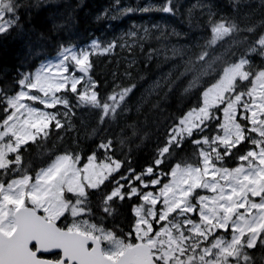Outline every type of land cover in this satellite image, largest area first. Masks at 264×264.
<instances>
[{
	"label": "trees",
	"instance_id": "16d2710c",
	"mask_svg": "<svg viewBox=\"0 0 264 264\" xmlns=\"http://www.w3.org/2000/svg\"><path fill=\"white\" fill-rule=\"evenodd\" d=\"M119 1L121 8L115 16L106 15L105 10L115 5L116 0H23L26 7L37 2L40 7H31V21L28 11L20 10L23 32L14 29L0 36V89L7 91L20 72L33 71L40 63L55 57L60 46L78 47L93 38L113 40L124 34L116 43L128 40L131 44L134 40L131 50L128 46H117L111 56L95 58L92 75L99 81L102 104L111 93L128 88L131 91L112 115H103L99 107L87 105L71 116L68 126L50 125L46 135L24 146L19 164L0 170V184L24 177L33 179L60 155H69L79 166L90 156L98 164L119 162V170L109 176V187H115L113 180L140 175L149 165L166 181L174 166L200 164L199 149L205 144L194 146L192 138L203 136L213 147L211 141L221 135L217 127L219 112L215 109L192 138L183 137L180 146L172 144L171 150L161 156L162 166L154 165L160 150L168 144L171 131L200 98V93L219 80L225 67L241 58H247L253 70L264 68L259 45L264 38V0H172V14L163 11L167 0ZM10 7L14 16L16 2ZM247 14L250 16L245 17ZM132 23L141 27L139 33ZM214 28H227L226 38L213 43ZM130 31L136 36L129 37ZM29 48L31 57L27 56ZM157 78L159 83L148 89ZM225 151L224 147L209 150L212 163L219 169L235 167L244 149L222 156ZM218 155L220 160L216 159ZM130 169H135V173ZM104 191H89L85 195L90 220L97 225L127 220L123 206L119 212L105 211L109 204L120 203L105 204ZM64 195L70 205L81 200L74 194ZM252 257L253 264H264V249L257 247Z\"/></svg>",
	"mask_w": 264,
	"mask_h": 264
},
{
	"label": "snow or ice",
	"instance_id": "6c2138e0",
	"mask_svg": "<svg viewBox=\"0 0 264 264\" xmlns=\"http://www.w3.org/2000/svg\"><path fill=\"white\" fill-rule=\"evenodd\" d=\"M118 2L119 0H116V3ZM31 7L39 8L40 4L37 2ZM31 7H26L23 0H16L15 14L7 27L0 28V36L7 35L14 29L18 33L23 32L24 25L19 13L21 9L28 11V18L31 21ZM9 10L12 11L11 8ZM144 10L147 11L148 9L145 8ZM163 11L166 14H172V0H167ZM191 11V8L188 9L189 14ZM115 18L113 17V19ZM227 31V28L212 29L213 43L216 39L222 38ZM42 36L43 33H41ZM128 36L135 37L136 33L130 31ZM123 37L124 34L119 38L114 37L113 42H109L106 48H99L93 41L91 45L81 49L79 54L74 51L75 45L70 44L67 48L60 46L57 53L58 58L64 56L65 52L71 53L70 58L60 60V64H65V67H60L59 64L52 66L50 61L42 62L33 71L20 72L19 78L14 79L13 83L7 86V91L0 89V96L3 97L0 98V141H6V146L0 144V149H3L0 150V169H5L13 163L19 164L24 146L30 141H34L37 133L46 135L49 125H54L57 128L62 127V122L56 119L55 113L42 111L26 102L38 103L49 109H56L57 105L67 107L66 100L60 97L64 93H71L76 96L80 104L95 105L99 100V81L92 75V56L95 54L92 49L93 47L99 48L100 55L113 51L117 46L121 48L128 46L131 50L135 44L134 40L131 44L128 40H124L123 43L115 42L117 39H123ZM38 54L36 53V55ZM32 55L31 48H29L27 56L31 57ZM249 65L250 62L245 59L242 64L238 63L233 69L228 70L239 74L238 81L229 89L236 95L233 104H240L239 119L233 118L222 125H217V127H223L226 135H236L237 138L232 141L217 137L216 140L219 141L221 147L228 146L227 151L221 154L222 156H230L233 150L243 148L244 152L237 157L238 162H246L251 157L264 164V147H262L264 145V131L260 130L264 128V119H261L264 108L253 109L251 103L243 102L250 93L240 87L241 84L250 82L257 73L264 74V68L253 70ZM85 80L90 83L85 84ZM130 91L131 88L121 91L117 105L126 99ZM205 95V92H201L200 98L181 118V122H184V118L194 111L203 115V119L199 123L191 125L186 130L189 138L193 137V128H199L200 123L209 119L210 114L204 107ZM44 97H47V101ZM108 98L112 99L113 97L109 96ZM217 110L219 111L218 108ZM244 110H248V116L244 115ZM253 125L257 127H252ZM241 129L247 131H241ZM249 133L255 135H249ZM183 142L184 138L182 137L180 144ZM191 142L194 146H198L207 141L205 137L197 136L192 138ZM109 145H111V141H109ZM248 145H252V147H248ZM177 146L180 145L177 144ZM171 147V144L166 145L163 153L169 152ZM8 157H12V159ZM199 157L205 166L204 176L199 175L200 167H174L170 173L173 179L165 183L158 192L149 189V184H151L152 189H155L156 185L160 183L154 179L155 172L151 165L142 170L140 175L133 177L139 181L138 185H132L129 181L130 187H125L123 184L119 187H109L108 185L109 176L121 166L119 162H114L116 168H110L103 163L98 165V167L106 170V174L96 184L91 185L88 190H81L80 195H86L89 191L104 189L105 204L113 200L127 201L134 222V227L129 236L135 235L140 243L131 245L118 242L119 251L112 255H103L97 249H93L92 252L86 254L84 264H105L106 261H111L113 264H191L193 261L195 264H253L252 252L257 247L264 249V236L261 235L264 232V184L253 181L252 187H248V176L237 179L242 171V166H238L232 171L224 170L223 178L233 179L235 183L240 185L239 188H233L227 196L222 195L223 189L221 188V192L217 193L216 196H201L197 198V204L189 205L188 198L194 195V190L198 187H207L201 181L215 175V173L207 172L208 167L215 166L211 158L204 159L202 152H199ZM220 158V155L216 157L217 160ZM63 163L74 164V161L70 160L68 156L57 157L47 169L39 174L37 178L39 187H35L30 192H24L22 189L18 197L4 195L2 198L4 205L11 204L19 212L24 207L25 197L34 204H42V197L48 195L49 192L44 188V183L41 182H46V179L55 176L56 171ZM154 163L160 167L163 165V159H156ZM249 166H252L250 162ZM130 171L135 173L136 170L130 169ZM258 177L264 179V176H259V174ZM121 179H126V177H121ZM190 180L191 183H189ZM27 183L28 178L25 177L10 187L27 185ZM116 183L115 180L112 181V184ZM186 185L189 186L185 188ZM3 187L0 184V190ZM216 187L219 185L213 186L209 190L214 191ZM41 189L44 191L41 197L37 198L36 194L41 192ZM241 196H243L242 202L235 203L233 197L240 198ZM220 200H226L229 203L227 205L222 204L219 202ZM140 201L151 205L148 219L140 217V211L137 207V203ZM237 209H243V211L238 212ZM221 212L223 215H220ZM173 214L187 216L184 221L186 227L183 231H187L189 235H183V231L180 229H177L178 236L172 235L171 229L168 228V222ZM233 214L236 216L235 220L232 219ZM34 220L35 218L29 212L14 215V226L11 231L4 232V229L0 228V233L11 237L16 231V226H19L21 238H23L26 233L34 230ZM201 223L204 225L203 228L200 227ZM136 225H142V227H136ZM173 227L176 226L173 225ZM69 231L79 230L70 228ZM49 236L55 238L53 234L49 233ZM221 237L225 239H221ZM21 238L4 245L8 252L14 256L27 251L26 244L22 245L20 242ZM88 238L94 239L90 233ZM194 240L195 243H192ZM185 241L189 243L186 244ZM66 246L74 252L82 251L81 243L69 241L66 242ZM34 254L38 260L45 261L50 260L52 256L51 251L47 249H37ZM60 264H70V261L65 258L60 261Z\"/></svg>",
	"mask_w": 264,
	"mask_h": 264
},
{
	"label": "rangeland",
	"instance_id": "374dc122",
	"mask_svg": "<svg viewBox=\"0 0 264 264\" xmlns=\"http://www.w3.org/2000/svg\"><path fill=\"white\" fill-rule=\"evenodd\" d=\"M3 6L0 7V28H4L8 26V23L10 21H7L5 19V13L2 11ZM121 8V2L119 1L115 5H113L111 8H107L106 10V15L107 14H112L114 13L115 16L118 15V11ZM250 16L247 14L245 17ZM119 21V20H118ZM135 28L136 33L140 32L141 27L140 26H132ZM95 41L96 45L101 48V46L98 44V42L94 39L90 42V44L80 47V48H75L74 51L79 54L81 49L86 48L87 46L91 45L92 42ZM110 42H113L112 40H109ZM108 44L106 45V47ZM105 47V48H106ZM99 48L93 47L92 51L95 54H99ZM107 54V53H106ZM71 53L65 52L64 56L61 57H55L47 60L46 62L50 61L52 66H55L57 64L60 65V67H65V64H60V60H63L65 58H70ZM243 61L240 62L242 64ZM234 67H231L229 69H233ZM228 69V70H229ZM226 71L222 79L212 88H210L204 97L205 99V110L209 112V114L212 113V110L218 106H220L219 112H220V121L221 123H225L226 121H230L231 119H239L240 116V111L241 107L240 104H233V101L236 99L235 92H231L229 89L233 86L234 83L238 81L239 74L233 71ZM162 76V75H161ZM156 80V81H155ZM153 80L149 85L148 89H151L155 83H159V79ZM85 84H89L90 82L85 80ZM243 89H246L250 95L246 97V99L243 102L251 103L253 106V109L259 107V108H264V74L258 73L253 80L250 82V85L248 87L240 86ZM239 90V89H238ZM45 101H47V97H44ZM67 102V107H61L60 105H57V110L56 112L53 111L54 109H49V108H44L43 105H40L38 103L34 102H26L29 103L32 107H38L42 111H47V112H53L55 115L58 113L60 114L61 118L59 121L62 122V124L67 123V119L69 118L72 109L69 106L68 101ZM115 107V103L113 102L112 104L105 106L104 109L105 111H112ZM244 115L248 116V110H244ZM203 119L202 113L198 111L192 112L188 117L184 118V122H180V124L175 127L170 135V139L168 140V143H174L178 142L181 140L182 137L187 136V129L191 125H195L199 123ZM261 119H264V113L261 114ZM201 124V123H200ZM199 124V125H200ZM221 124V125H222ZM252 127H257L256 125H253ZM49 128V127H48ZM47 128V129H48ZM197 128H193L192 132L195 131ZM261 131H264V128L260 129ZM35 131V129H33ZM47 131V130H46ZM243 131V129H241ZM238 135V133H237ZM251 135H255L254 133H251ZM39 136H43V134L37 133L36 138ZM220 138H226L232 141H235L237 136L236 135H231L228 134L226 135L223 127H221V135L218 136ZM217 138V137H216ZM213 139L211 142L214 144V149L217 147H221L220 143L218 140ZM10 139V138H9ZM259 139V137H257ZM32 142V141H30ZM0 144H4L6 146V141H0ZM205 145L203 147H200V152L204 154V159L209 158V150L212 148V146L209 143H204ZM264 147V145H262ZM224 148H227V145L224 146ZM3 150V149H0ZM161 153H163V149L161 150ZM66 156V155H62ZM58 156V157H62ZM69 157V156H68ZM70 160L74 161L71 157H69ZM57 159V158H56ZM55 159V160H56ZM54 160V161H55ZM117 161H113L109 164H107L110 168H116V163ZM249 162L252 166H249ZM52 164V163H51ZM50 164V165H51ZM49 165V166H50ZM98 165L94 160L93 156H90L85 163L83 167H78L76 161L73 163H63L59 170L56 171L55 176H53L51 179H46V182H41L44 183V188H46L49 192L48 195H45L42 197L43 203L42 204H34L29 201L27 197H25L24 202H27L30 205H33L36 210H41L45 211L46 215L49 216L50 218L56 219L59 216H61L67 209L66 204L63 201V195L65 192L72 193L74 195H77L80 199H82L83 195H80L81 190H85V187L90 188L91 185L96 184L105 174L106 170L103 168L98 167ZM48 166V167H49ZM239 166H242V171L240 172L239 176L237 179H242L245 176L249 177V180L247 181L248 187H252V182L256 181L260 184H264V179H260L259 176H264V164H261L258 160H254L251 157H249V160L246 162H241ZM48 167L44 168L43 170L47 169ZM187 167V166H185ZM200 167L201 171L199 173L200 176H204V165L201 160V164L199 166H192V168ZM238 167V166H237ZM235 169V168H234ZM41 170L39 174L43 171ZM119 170V169H118ZM117 170V171H118ZM232 171L230 169H223V170H217L215 167H208L207 172L208 173H215V175H212L209 178L203 179L201 182L202 184H206L207 187H198L194 190V195L190 196L188 198V204H197V198L198 197H213L216 196L217 193L221 192V188L223 189L222 195L227 196L230 194L233 188H239L240 185L235 183V181L231 178L229 179H224L223 176L225 175V171ZM116 171V172H117ZM115 173V172H114ZM112 173V174H114ZM111 174V175H112ZM51 176V173L49 174ZM39 176V175H38ZM37 176V178H38ZM171 176V175H170ZM37 178L35 182L29 186V181L27 185H22V186H17V187H10V185L14 184L16 180L12 183H10L7 187H3L2 190H0V228L4 229V232L8 231L10 226H9V221L6 218V214L9 211V206H12L11 204L5 206L3 203V196L4 195H10L13 197H18L19 192L23 189L24 192H30L33 191L35 187H39V184L37 183ZM173 179V177H170V180ZM191 183V180L189 181ZM127 185V182L124 184V186ZM158 185V184H157ZM156 185V186H157ZM219 185V187H216L214 191H210L209 188H212L213 186ZM228 185H231V187H228ZM27 186H29L28 190L26 191ZM189 185H186L185 188H187ZM151 187V184L149 185ZM163 186L156 187L160 189ZM44 189H41V192H38L36 194L37 198L41 197V194L43 193ZM153 191V190H152ZM159 190H154L153 192H158ZM235 203L239 204L243 200V196L240 198L233 197ZM193 202V203H192ZM206 202V201H205ZM222 204H228L229 202L226 200H220L219 201ZM142 207L139 208V210L142 212L143 216L146 218L149 217L150 212L149 209L151 205L147 202H144L141 204ZM199 207V205H197ZM46 209V210H45ZM82 209V202L78 201L75 203L71 208H70V216H78L81 213ZM238 212L243 211V209H237ZM11 213V211H10ZM159 215V214H158ZM220 215H223L221 212ZM187 218L186 215H177L173 214V216L170 218L168 222V228L171 229L172 235L178 236L179 233L177 231L178 227L181 231H183L186 227L184 221ZM11 220V217H9ZM232 219L235 220L236 216L233 214ZM175 225L176 227H173ZM141 226V225H140ZM78 227H80L78 225ZM200 227L203 228L204 225L201 223ZM84 229H88L87 225H83ZM183 235L187 236L189 233L187 231H183ZM197 239H199L197 237ZM221 239H225L224 237H221ZM188 242V241H185ZM193 242V241H192ZM109 246H112L111 244ZM114 247H118V242L114 241L113 242ZM193 262H191L192 264Z\"/></svg>",
	"mask_w": 264,
	"mask_h": 264
},
{
	"label": "water",
	"instance_id": "95a60500",
	"mask_svg": "<svg viewBox=\"0 0 264 264\" xmlns=\"http://www.w3.org/2000/svg\"><path fill=\"white\" fill-rule=\"evenodd\" d=\"M22 210L23 209H20L19 212L16 211L14 215L23 214L24 212ZM25 212H29L31 215L37 216L33 210L25 211ZM36 218L37 219H35L36 221H35L34 230H38L39 233H33V234L26 233L23 236V238H21V229L19 226H16V231L12 234L11 237L5 236L4 234L0 233V264H60V262L52 263V262L37 260L35 254L29 255L27 251L22 252L21 255L14 256L10 252H8V250L4 247V245L8 244L11 241H16L18 238H21L20 242L22 245L26 244L27 250L30 243H35L39 249V247H42L47 243L54 244V243H59L60 241L63 240H68V239H63V237L58 236V234L57 235L54 234L55 238H51L49 236V233L52 234L51 229L54 227V224L51 222L44 223V221L39 216H37ZM42 229H46V230L42 233L41 232ZM62 234H64L66 237H70V238L74 237L73 236L74 233L71 234L62 233ZM91 240L96 241L95 239H91ZM96 249L101 253L98 243ZM84 260H85V256L83 254L79 252L71 253L70 264H73V262H75V264H84ZM105 264H113V262L106 261Z\"/></svg>",
	"mask_w": 264,
	"mask_h": 264
},
{
	"label": "flooded vegetation",
	"instance_id": "af4514ba",
	"mask_svg": "<svg viewBox=\"0 0 264 264\" xmlns=\"http://www.w3.org/2000/svg\"><path fill=\"white\" fill-rule=\"evenodd\" d=\"M11 1L12 0H0V4H5V3L11 2ZM121 206H123V208L126 210V213H127L126 219L127 220H119L118 222H116V221L110 222L109 226H115V227L119 228L121 231H124L122 236L115 239L116 241L123 242L125 244L136 245V244L140 243V241L137 240L135 235L129 236V233L132 231V229L134 227L133 216L129 210V204L117 205L115 207L116 212L117 211L119 212ZM24 207H26V206L24 205ZM137 207L140 208L141 205L137 204ZM140 217L143 219H148L142 215L141 211H140ZM122 219H123V217H122ZM57 227L60 230H69L70 224L67 223L66 221L60 220L59 222H57ZM136 227H142V225L141 226L136 225ZM89 233L92 235V237H95L100 241L104 255H112L114 252L119 251L118 247L116 248L114 246H109V242L113 239V236L111 235V233L109 231H103L100 228H92ZM81 234H83V233L81 232ZM83 235H87V234H83ZM45 249L50 250V247L45 248ZM45 249H43V250H45ZM29 250L31 253L35 252L36 245L31 244L29 246ZM82 250L85 253H89L92 250V245L90 243H86ZM68 256H70L69 252H68ZM58 257H59V259H58ZM60 258H61V252L60 251H53L52 256H51L49 261H58V260H60Z\"/></svg>",
	"mask_w": 264,
	"mask_h": 264
},
{
	"label": "bare ground",
	"instance_id": "6f19581e",
	"mask_svg": "<svg viewBox=\"0 0 264 264\" xmlns=\"http://www.w3.org/2000/svg\"><path fill=\"white\" fill-rule=\"evenodd\" d=\"M219 10V9H218Z\"/></svg>",
	"mask_w": 264,
	"mask_h": 264
}]
</instances>
